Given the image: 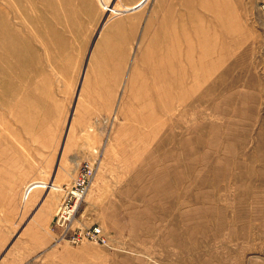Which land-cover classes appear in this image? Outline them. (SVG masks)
<instances>
[{
  "label": "rangeland",
  "instance_id": "374dc122",
  "mask_svg": "<svg viewBox=\"0 0 264 264\" xmlns=\"http://www.w3.org/2000/svg\"><path fill=\"white\" fill-rule=\"evenodd\" d=\"M263 2L0 0V264H264Z\"/></svg>",
  "mask_w": 264,
  "mask_h": 264
},
{
  "label": "built area",
  "instance_id": "2783aa9c",
  "mask_svg": "<svg viewBox=\"0 0 264 264\" xmlns=\"http://www.w3.org/2000/svg\"><path fill=\"white\" fill-rule=\"evenodd\" d=\"M261 12L264 15V2L261 5ZM93 176L94 167L85 163L77 174L72 177L71 181L61 187L62 197L56 213L53 216V224L61 228L59 238L68 240L72 244L94 242L106 245L108 241L107 236L98 225L74 230L68 236L78 206L87 194Z\"/></svg>",
  "mask_w": 264,
  "mask_h": 264
}]
</instances>
